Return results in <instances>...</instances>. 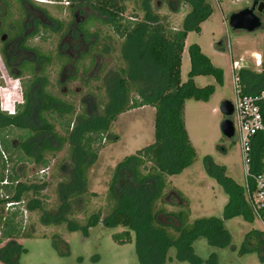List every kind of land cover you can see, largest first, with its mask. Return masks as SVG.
<instances>
[{"label":"rangeland","instance_id":"1","mask_svg":"<svg viewBox=\"0 0 264 264\" xmlns=\"http://www.w3.org/2000/svg\"><path fill=\"white\" fill-rule=\"evenodd\" d=\"M205 1L212 11L200 23L199 31H188L186 34L181 54L180 79L183 82L188 77L187 73L190 69L188 47L195 43L214 66L222 69L223 81L219 85L212 75L193 76V83L197 87L214 85V92L206 101L194 99L184 101L183 121L188 139L195 150V159L179 173L164 176L165 187L154 204L155 209L162 208L166 212L187 210L186 224L192 223L197 218L221 217L227 202V194L222 184L218 177L208 170V166L215 170L223 167L226 176L236 184L244 185L240 146L235 138L227 140L221 135L219 123L223 116L218 105L222 99H233V73L239 69L255 72L264 69V13L260 14L262 26L252 32L233 31L228 27L226 20L229 13L250 6L253 0ZM124 4L123 17L127 20L137 18L165 28L179 29L189 11L188 4L180 0H170L168 3L166 0H126ZM59 6L58 11H54L51 7L48 9L57 13L62 22H67L69 20L67 9L62 3ZM87 30L88 33H92L91 40L95 45L91 49V54L78 62V67L79 63H83L81 68H84V65L87 68L90 61L93 71L98 69L99 62L102 64L101 69L85 85L77 77L75 85L79 86L81 91L79 93L71 91L69 95L61 98L71 103L72 121H78L80 124H83V121L77 115L84 113L81 103L83 95L88 92L90 94V100H87L89 105L87 113L104 110L108 100L105 82L109 83L110 78L125 76L129 63V59L123 55V38L117 37L101 20L91 18ZM218 41L221 43L218 44ZM223 41L227 43L226 48L223 46ZM103 45L105 51H102ZM254 53L258 54L262 61L258 67L255 66L252 58ZM134 83L131 82L126 87L123 95L126 100H132L138 95ZM153 120L154 108L150 105L119 113L112 121L108 132L101 138L102 147L97 153L96 160L86 170L85 186L77 189L67 185L70 172L74 168L71 159L72 150L68 141H64L59 150L45 154L46 167L27 159L16 161L15 154H10L0 147V163L4 164L3 170L1 166L0 170L3 171L4 179L13 171H17L18 180L21 182L27 185H42L37 188L38 193L34 196L38 206L28 204L32 193L22 196V200L17 205L9 207L4 205V211L17 210L20 216H16V220L20 219L22 228L32 232L29 237L15 239L23 248L15 264H140L133 232L130 231V241L118 242L113 236L127 229L106 223L113 206V201L108 197V185L118 162L153 142ZM71 128L72 126L69 125L68 130ZM54 130L66 138L67 133L62 130V126L54 123ZM17 134L14 132L10 136L14 138ZM222 144L227 148V152L223 154L218 152L217 148ZM42 168L43 173L40 172ZM149 169L150 164H147L143 172ZM118 179L126 182L125 176L120 175ZM6 184H9L8 179ZM2 186L0 184V195L2 190H5ZM58 190L83 191L77 197L69 198V207L62 212V208H59L61 201ZM173 190L185 201H180ZM58 211L72 223L61 221L57 224H47L41 221L42 213L51 216ZM158 219L163 223L167 221V217L162 214ZM171 221L178 225L176 220ZM69 224L74 227L70 228ZM224 227L230 236L229 244L211 245L204 237H199L192 243L194 256L190 253L184 255V252H178L176 248L170 247L165 252L161 264H264V257H261L258 251H249L241 255L238 252L247 232L252 229L262 231L257 219L248 222L236 215L227 219ZM170 232L176 235L174 230L170 229ZM6 241L0 238V246ZM63 241L66 250L63 249ZM261 249L264 254V246ZM0 264L7 263L0 262Z\"/></svg>","mask_w":264,"mask_h":264},{"label":"trees","instance_id":"2","mask_svg":"<svg viewBox=\"0 0 264 264\" xmlns=\"http://www.w3.org/2000/svg\"><path fill=\"white\" fill-rule=\"evenodd\" d=\"M180 1L188 4L189 11L179 29L165 28L137 18L127 20L122 15L126 0L95 1L93 7L107 16L106 24L113 29L117 37L123 38V55L129 59V63L125 76L110 78L109 83L105 82L108 96L105 109L92 114L77 115L83 124L73 121V127L68 130L72 121V109L53 108L54 115L50 118L57 117L62 130L67 133L66 138L60 136L53 125L40 114L37 115L40 120L38 124H31L28 107L16 116L0 113V145L10 154H15L16 161L27 159L46 167L45 154L59 150L64 141H68L74 168L70 172L67 185L77 189L85 186L86 170L96 160L97 153L102 147L101 138L108 132L117 115L143 105L154 108L153 142L118 162L108 185V197L113 201V206L106 223L127 229L113 236L118 242L130 241V231L133 232L140 264H161L165 252L170 247L176 248L178 252H184V255L190 253L194 256L192 243L199 237H204L211 245H227L230 243L229 233L224 227L227 219L236 215L248 222L254 219L245 200L244 188L226 176L223 167L215 170L208 166V170L218 177L227 194L228 199L221 217H202L186 224L187 210L166 212L162 208L154 207L155 201L165 187L164 176L179 173L195 159V150L188 139L183 121L184 101L186 99L206 101L214 92V85L197 87L193 83V76L212 75L219 85L223 81L222 69L214 66L195 43L188 47L190 69L187 79L181 81L179 72L186 34L188 31H199L200 23L212 10L205 0ZM237 74L244 93H255L264 88V71L256 74L251 70L239 69ZM131 82H135L138 95L132 100H126L123 95ZM262 110L264 113V106ZM14 132L18 133L15 137L16 145L4 138L6 134L13 135ZM263 142L262 133L257 134L252 142L253 172L259 170ZM224 150L227 152V148ZM0 164L3 170L4 164ZM147 164H150V169L143 172ZM1 170L0 181L5 178ZM120 175L126 177V182L119 181ZM18 177L17 171L6 176L9 184H3L5 190H2L0 195V238L7 240L0 246V262L7 264H15L19 252L23 250L15 239L29 237L32 232L22 228L20 219L16 220V216H20L17 210L4 211V205L6 202H19L22 196L32 193L28 204L36 207L39 204L34 196L38 193L37 188L42 186L27 185L18 180ZM83 190H58L61 211L69 207V198L77 197ZM172 192L180 201H185L175 190ZM161 214L167 217L165 223L158 219ZM172 219L176 220L178 225H175ZM41 221L47 224H57L61 221L72 223L65 215H60L59 211L51 216L42 213ZM69 227L74 226L69 224ZM170 229L174 230L176 235L172 234ZM62 244L66 250L65 242ZM262 246L263 232L252 229L245 234L238 252L241 255L249 251H258L261 257H264Z\"/></svg>","mask_w":264,"mask_h":264},{"label":"flooded vegetation","instance_id":"3","mask_svg":"<svg viewBox=\"0 0 264 264\" xmlns=\"http://www.w3.org/2000/svg\"><path fill=\"white\" fill-rule=\"evenodd\" d=\"M95 1L48 0L40 3L39 0H0V62L4 66L2 70L21 79L27 103L18 106V114L28 107L31 124H38L37 115L40 114L53 127L54 123L59 125L57 117L50 118L54 115L53 108L72 109L71 103L61 98L71 91H81L75 85L77 77L85 85L99 73L100 62L94 71L90 61L87 68L85 65L81 68L83 63H79L78 67V62L90 55L95 45L91 40L92 33L87 30L91 18H98L113 31L106 24L107 16L93 7ZM61 3L69 15L67 22H62L57 13L48 9L51 7L58 11ZM105 50L103 45L102 51ZM89 98V92L81 98L84 113L88 111ZM70 125L73 127V121ZM4 138L16 145L17 138H12L10 134ZM224 148L225 144L218 145V152L225 153Z\"/></svg>","mask_w":264,"mask_h":264},{"label":"built area","instance_id":"4","mask_svg":"<svg viewBox=\"0 0 264 264\" xmlns=\"http://www.w3.org/2000/svg\"><path fill=\"white\" fill-rule=\"evenodd\" d=\"M256 65L260 64L259 55L254 56ZM233 112L231 122L234 138L239 143L241 160L244 170V196L250 212L257 219L264 234V142L262 143L260 166L257 172L251 170V146L257 134H264V88L255 93H244L239 76L232 74ZM5 157V155H4ZM41 173L44 169L40 170ZM6 184V179L0 182ZM19 202H6V206L17 205Z\"/></svg>","mask_w":264,"mask_h":264},{"label":"water","instance_id":"5","mask_svg":"<svg viewBox=\"0 0 264 264\" xmlns=\"http://www.w3.org/2000/svg\"><path fill=\"white\" fill-rule=\"evenodd\" d=\"M262 13H264V0H253L250 6L229 13L226 18L227 25L233 31L252 32L262 26L260 19ZM217 43L221 42L218 41ZM218 109L223 116L219 123V131L224 138L231 140L234 138L233 125L230 119L233 112L231 100L222 99Z\"/></svg>","mask_w":264,"mask_h":264},{"label":"clouds","instance_id":"6","mask_svg":"<svg viewBox=\"0 0 264 264\" xmlns=\"http://www.w3.org/2000/svg\"><path fill=\"white\" fill-rule=\"evenodd\" d=\"M40 3H46L48 0H39ZM4 68L0 62V113H6L9 116H16L19 107L27 103L23 96V83L20 78H14Z\"/></svg>","mask_w":264,"mask_h":264},{"label":"crops","instance_id":"7","mask_svg":"<svg viewBox=\"0 0 264 264\" xmlns=\"http://www.w3.org/2000/svg\"><path fill=\"white\" fill-rule=\"evenodd\" d=\"M223 43H224L223 46L226 48V47H227V43H226V41H223ZM255 55H258V54H256V53L253 54V56H252L253 60H254V56H255ZM259 59H260V64H261V63H262L261 58L259 57ZM254 64H255V62H254ZM260 64H259V65H256V64H255V66L258 67V66H260ZM251 71L255 72L254 70H251ZM263 71H264V69H263L262 71H261V70H258V71H256L255 73H256V74H259V73H261V72H263Z\"/></svg>","mask_w":264,"mask_h":264}]
</instances>
